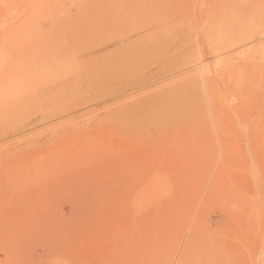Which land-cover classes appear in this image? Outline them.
<instances>
[{"label": "rangeland", "instance_id": "rangeland-1", "mask_svg": "<svg viewBox=\"0 0 264 264\" xmlns=\"http://www.w3.org/2000/svg\"><path fill=\"white\" fill-rule=\"evenodd\" d=\"M180 1L0 0V264H264V0Z\"/></svg>", "mask_w": 264, "mask_h": 264}, {"label": "bare ground", "instance_id": "bare-ground-1", "mask_svg": "<svg viewBox=\"0 0 264 264\" xmlns=\"http://www.w3.org/2000/svg\"><path fill=\"white\" fill-rule=\"evenodd\" d=\"M180 0H166V2L165 3H167V5L166 4H164L165 5V7L167 6V8H170L169 6H171L173 9L175 8V7H178V6H180ZM176 5V6H175ZM172 8H170V9H172ZM196 11H191V10H188V9H181L180 10V12H176V11H173L172 13H170L167 17H164V18H166L167 20H173V21H176V19H178L179 17H180V15H182V14H184V15H191L192 13H195ZM198 12H201V11H198ZM197 14V13H196ZM202 14V13H201ZM196 16V15H195ZM194 16V17H195ZM121 18H125V20L127 21V20H129L130 18H129V16H128V14H122L121 16H120ZM198 17V16H197ZM199 17H201V16H199ZM196 19H198V18H196ZM195 19V20H196ZM177 25V24H176ZM199 25H202V23L201 24H199ZM200 27L201 26H194V28L192 29V30H190L188 33H187V36H185L184 38H183V36L181 37V39L180 40H178L179 41V45L180 46H185L187 43V39H189V40H193L192 41V45L193 44H197V45H200V43L201 42H199V39H200V37H201V33L200 32H202V31H199V29H200ZM204 27V26H203ZM101 30V29H100ZM104 31V30H103ZM192 31L194 32V31H196L195 33H193L192 34ZM101 32V31H100ZM123 34V33H122ZM206 42V41H205ZM104 47H106V46H104ZM202 50V49H201ZM184 51H186L185 49H180V53L181 52H184ZM179 53V52H178ZM96 56H99V54H97ZM92 57V56H91ZM94 57V56H93ZM92 57V58H93ZM101 57V56H100ZM96 58V57H95ZM194 58H195V56H194ZM81 61V60H80ZM92 61V60H91ZM80 65V64H79ZM81 66V65H80ZM82 67V66H81ZM94 68V67H93ZM83 69V68H82ZM85 69V68H84ZM88 69V68H87ZM90 69V68H89ZM88 69V70H89ZM95 69V68H94ZM74 70V69H73ZM91 70V69H90ZM201 70V69H200ZM75 71H76V69H75ZM74 71V72H75ZM78 71V70H77ZM92 71V70H91ZM94 72L96 71V69L95 70H93ZM71 72V71H70ZM67 76V75H66ZM9 77H11V76H9ZM13 77V76H12ZM17 78V77H16ZM66 78V77H65ZM7 80H9V82H10V79H7ZM91 80V79H90ZM4 81V80H3ZM203 81V80H202ZM6 82V81H5ZM57 82V81H56ZM11 83V82H10ZM53 83H55V82H53ZM1 85H2V82L0 83ZM7 84H9L8 83V81L6 82V85ZM49 84H51V82L49 83ZM48 84V85H49ZM77 84V83H76ZM94 84H95V82H94ZM93 84V85H94ZM205 84V83H204ZM3 85H4V83H3ZM58 85V84H57ZM56 85V86H57ZM1 87V86H0ZM3 87V86H2ZM4 88V87H3ZM51 88V87H50ZM2 89V88H1ZM1 89H0V91H1ZM7 89V88H6ZM53 89V88H52ZM88 89V88H87ZM51 90V89H50ZM90 90H92L93 91V88L92 89H90ZM90 90H89V92H90ZM3 91H5V90H3ZM2 91V92H3ZM49 91V90H48ZM1 92V93H2ZM43 92H45V91H43ZM87 92H88V90H87ZM96 92V91H95ZM93 93H94V91H93ZM91 94V93H90ZM112 94H114V92H108V93H102V91L100 90L99 92H97V94H96V96L95 97H92V99H90L92 102L93 101H98V100H101V99H103L105 96L107 97L108 95H112ZM105 97V98H106ZM48 98V97H47ZM39 99V98H38ZM5 107H7V106H5ZM0 108H2V106L0 107ZM6 109V108H5ZM1 110H4V109H1ZM69 110V109H68ZM110 120V119H109ZM151 150V149H150ZM151 152V151H150ZM162 163V162H161ZM169 164V163H168ZM164 165V164H163ZM170 165V164H169ZM149 166H150V164H149ZM176 166V165H175ZM164 167V166H163ZM169 167V166H168ZM21 211H22V209H20ZM18 211V210H17ZM23 212V211H22ZM21 213V212H20ZM22 215V214H21Z\"/></svg>", "mask_w": 264, "mask_h": 264}]
</instances>
